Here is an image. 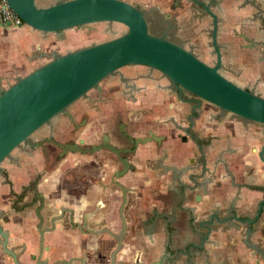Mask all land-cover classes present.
Returning a JSON list of instances; mask_svg holds the SVG:
<instances>
[{"label":"crops","instance_id":"crops-1","mask_svg":"<svg viewBox=\"0 0 264 264\" xmlns=\"http://www.w3.org/2000/svg\"><path fill=\"white\" fill-rule=\"evenodd\" d=\"M40 1L48 5L55 0ZM127 1L141 7L148 21L182 24L184 0ZM246 1L220 0V9L214 8L220 17V40L231 42L233 62L254 66L249 68L251 76L264 79L261 63L250 62L230 35L239 17H250L248 23L258 19L254 4ZM255 1L264 7V0ZM61 44L54 32L24 23L0 24V84L7 86L46 61L40 51H62ZM241 53L248 61H240ZM132 65L101 83L106 95L119 99L103 102L98 112L108 120L119 118L134 136L153 134L136 145L132 157L135 172L129 183L134 192L118 260H132L138 253L142 263L159 259V264H264V123L241 118L187 91L181 95L155 68ZM119 76L127 80L119 82ZM256 89L264 96L263 85ZM87 250L89 262L102 260L95 245ZM102 250L110 251L107 246ZM78 252L71 248L60 255Z\"/></svg>","mask_w":264,"mask_h":264},{"label":"flooded vegetation","instance_id":"flooded-vegetation-1","mask_svg":"<svg viewBox=\"0 0 264 264\" xmlns=\"http://www.w3.org/2000/svg\"><path fill=\"white\" fill-rule=\"evenodd\" d=\"M219 2L184 0L181 26L156 18L147 20L149 30L158 35L164 33L211 65L216 64L218 51V70L260 94L256 88L264 86V79H260V74L251 76L249 68L253 65L233 62L235 49L229 48L231 42L220 40V17L214 9H220ZM251 2L258 19L248 23L250 17H239L237 25L230 27V35L239 42L235 48L247 54L250 62H260L264 69V7L255 0ZM242 53L240 61H248ZM118 80L127 79L119 76ZM102 82L100 89L94 88L93 93L77 98L66 107V112L54 115L31 132L0 162V264H37L43 260L51 264L88 256L89 245L96 246L102 260L105 256L108 259L117 244L123 219L125 243L126 214L131 206L130 194L134 192L129 183L133 179L129 175L135 172L132 157L136 145L144 143L135 144L134 140L150 133L134 136L119 118L108 120V115L100 116L103 102L119 99L106 95ZM91 144L101 147L94 152L80 150ZM262 149L264 153V145ZM120 171L124 172L118 174ZM122 186L128 187L124 203ZM106 246L108 254L102 250ZM71 248H78L79 252L64 258L60 255V251L66 254Z\"/></svg>","mask_w":264,"mask_h":264},{"label":"water","instance_id":"water-1","mask_svg":"<svg viewBox=\"0 0 264 264\" xmlns=\"http://www.w3.org/2000/svg\"><path fill=\"white\" fill-rule=\"evenodd\" d=\"M6 1L24 24L44 33L54 32L59 39L63 38L67 28L88 26L100 21L120 22L126 25V30L111 38L65 52L40 51V55L47 58L46 61L23 75H17L7 86L0 84V162L31 132L49 122L54 115L66 112V107L86 95L88 90L100 89L104 77L127 64L158 69L180 94L186 90L241 118L264 123V96L223 75L218 70V51V60L211 65L190 49L168 39L164 33H152L144 10L134 3L127 0H55L48 5H38L36 0ZM213 41L217 46L215 36ZM152 135L136 137L134 142H145ZM108 146L116 150L112 145ZM100 147V144H91L80 150L94 152ZM122 189L124 203L128 187L122 186ZM124 230L123 219L117 244L107 261L89 262V257L84 255L51 264L160 263L159 259L142 263L138 253L130 261L118 260V253L125 247L122 241ZM128 250L125 249V254ZM37 264L50 263L43 260Z\"/></svg>","mask_w":264,"mask_h":264},{"label":"rangeland","instance_id":"rangeland-1","mask_svg":"<svg viewBox=\"0 0 264 264\" xmlns=\"http://www.w3.org/2000/svg\"><path fill=\"white\" fill-rule=\"evenodd\" d=\"M36 3L39 5L41 3V1L37 0ZM125 30H126V25H124L120 22L109 23L106 21L93 22V23H90L88 26H83V27H81V26L70 27L68 29H65L66 37L61 39L62 44L59 48L62 51H60V52H65L67 50H71V49L75 48L76 46H79L81 44L83 45V43L86 44V43H90L92 41L102 40L105 38H111L113 36L120 34L121 32H123ZM42 62H44V59H42V61H40L39 63L41 64ZM135 65L136 64H133L132 67H134ZM126 67H127V65L122 66L118 70H122ZM135 67L136 68H146V69L151 68V67H146V66L143 67V65H136ZM155 71L160 72L158 69H155ZM109 75H112V74H109ZM106 77H104L101 81H104V79H106ZM14 80H15V78L14 79L12 78V82ZM258 90L259 89H256V91H258ZM93 92H94V88L88 90L87 94H91ZM85 158H86V156H83V159H85Z\"/></svg>","mask_w":264,"mask_h":264},{"label":"built area","instance_id":"built-area-1","mask_svg":"<svg viewBox=\"0 0 264 264\" xmlns=\"http://www.w3.org/2000/svg\"><path fill=\"white\" fill-rule=\"evenodd\" d=\"M0 23L5 26H19L23 24L20 16L13 11L6 0H0Z\"/></svg>","mask_w":264,"mask_h":264}]
</instances>
